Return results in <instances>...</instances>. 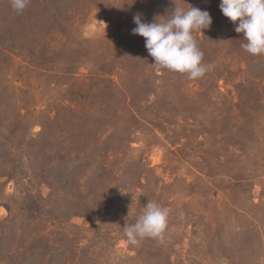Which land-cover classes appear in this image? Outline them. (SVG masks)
<instances>
[{
    "label": "rangeland",
    "instance_id": "374dc122",
    "mask_svg": "<svg viewBox=\"0 0 264 264\" xmlns=\"http://www.w3.org/2000/svg\"><path fill=\"white\" fill-rule=\"evenodd\" d=\"M221 0H0V264H264V55ZM209 12L189 79L142 22ZM148 201L162 237L124 234Z\"/></svg>",
    "mask_w": 264,
    "mask_h": 264
},
{
    "label": "clouds",
    "instance_id": "9594fccd",
    "mask_svg": "<svg viewBox=\"0 0 264 264\" xmlns=\"http://www.w3.org/2000/svg\"><path fill=\"white\" fill-rule=\"evenodd\" d=\"M30 0H11V6L22 12ZM175 4V3H174ZM222 14L235 25V32L242 34L246 43L242 48L253 56L264 55V0H221ZM172 15L166 20L142 22L140 14L134 16L136 27L133 35L145 40L148 54L153 58L152 66L157 70L187 74L189 79L201 78L211 69L202 63L203 52L199 49L193 32H202L212 24L209 12L197 7L184 10L175 4ZM169 209L148 201L142 215L134 224H126L124 234L127 241L136 245L143 238H159L168 224Z\"/></svg>",
    "mask_w": 264,
    "mask_h": 264
}]
</instances>
